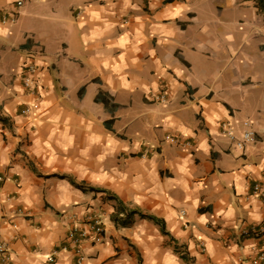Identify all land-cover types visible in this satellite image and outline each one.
Listing matches in <instances>:
<instances>
[{"label": "crops", "instance_id": "crops-1", "mask_svg": "<svg viewBox=\"0 0 264 264\" xmlns=\"http://www.w3.org/2000/svg\"><path fill=\"white\" fill-rule=\"evenodd\" d=\"M248 129L255 141L237 148L228 132ZM262 181L260 0H0V242L13 264H79L70 235L90 214L105 234L82 243L81 264H259ZM113 197L167 234L138 213L116 223Z\"/></svg>", "mask_w": 264, "mask_h": 264}, {"label": "built area", "instance_id": "built-area-1", "mask_svg": "<svg viewBox=\"0 0 264 264\" xmlns=\"http://www.w3.org/2000/svg\"><path fill=\"white\" fill-rule=\"evenodd\" d=\"M22 4V1H18V5L20 6ZM16 14V12H13V16ZM12 21H15V18H12ZM26 78L24 80V85L28 88H35V80L32 78L34 74H36L39 69L35 65H27L26 66ZM158 99L160 101H165V96H161ZM29 109L27 108L26 111ZM247 124V123H246ZM229 137L236 142V146L239 149L245 148V146L251 142L255 141V134L251 129L246 130L241 139L236 138V136L232 132H228ZM167 139L171 141H175V139L167 136ZM254 191L258 194H260L264 199V181L258 182L254 186ZM88 221L91 222L89 225H87V228L80 231L78 236H75L74 234L70 235L71 237V243L74 244L77 247V252L79 253V259L78 262L81 264L84 260V256L80 254V247L83 242L85 241H91L93 243H98L101 240H103L104 234H105V226L103 222L101 221L100 217L90 214L87 215ZM77 228V227H76ZM262 233V231H261ZM263 234V233H262ZM263 238V247L260 250L255 262L259 264H264V236L260 235ZM0 256L3 258V261L7 264H13V262L10 259V256L7 251V246L4 243L0 242Z\"/></svg>", "mask_w": 264, "mask_h": 264}, {"label": "trees", "instance_id": "trees-1", "mask_svg": "<svg viewBox=\"0 0 264 264\" xmlns=\"http://www.w3.org/2000/svg\"><path fill=\"white\" fill-rule=\"evenodd\" d=\"M260 8L262 11H264V0H260ZM73 185H76V183L72 180ZM77 186V185H76ZM113 199L116 200L117 204H118V208L117 211L113 214V220L116 223L121 224L122 226H127L128 224L131 223V221L129 220V218L134 215L135 213H138L142 218L145 219H149L153 222H155L156 224L160 225L162 231L164 233L165 232V228H164V223L162 220H160L159 218L153 216V215H149V214H143V213H139L137 211L134 210H129L127 207L124 206V204L122 203L121 200H119L116 197H113ZM124 214L125 218H120V215ZM167 234V233H166ZM183 258H185V256L183 255Z\"/></svg>", "mask_w": 264, "mask_h": 264}]
</instances>
